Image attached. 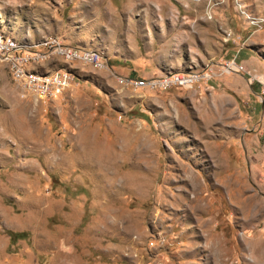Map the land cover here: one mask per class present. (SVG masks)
<instances>
[{
    "label": "rangeland",
    "instance_id": "rangeland-1",
    "mask_svg": "<svg viewBox=\"0 0 264 264\" xmlns=\"http://www.w3.org/2000/svg\"><path fill=\"white\" fill-rule=\"evenodd\" d=\"M215 1L0 0V33L56 36L113 70L71 65L78 80L40 99L0 64V264H264L260 86L117 80L138 76L124 58L148 77L228 56L264 74V0Z\"/></svg>",
    "mask_w": 264,
    "mask_h": 264
},
{
    "label": "built area",
    "instance_id": "built-area-1",
    "mask_svg": "<svg viewBox=\"0 0 264 264\" xmlns=\"http://www.w3.org/2000/svg\"><path fill=\"white\" fill-rule=\"evenodd\" d=\"M215 2L212 4H216ZM251 20L250 23L256 28L261 27L264 22L262 17ZM224 40L236 42L230 32H226ZM54 61H61L70 68L52 67L51 63ZM44 62H49L51 67L40 68V64ZM0 64L8 69L12 81L24 94L40 99L54 98L67 90L73 81L78 80L71 65L113 72L107 58L100 52L77 44H66L56 36L37 42H26L0 33ZM230 74L244 75L250 84L260 86V96H264V74L254 73L236 61L234 56L225 60H210L196 71H173L143 78L118 75L117 80L125 88L163 92L172 88L192 89L201 85L206 86Z\"/></svg>",
    "mask_w": 264,
    "mask_h": 264
},
{
    "label": "crops",
    "instance_id": "crops-1",
    "mask_svg": "<svg viewBox=\"0 0 264 264\" xmlns=\"http://www.w3.org/2000/svg\"><path fill=\"white\" fill-rule=\"evenodd\" d=\"M243 51V50H242ZM241 51V52H242ZM240 52V53H241ZM111 55H114V54H111ZM107 56V55H106ZM105 56V57H106ZM228 58H230V56H228ZM126 60V61H125ZM123 61H125L124 63L126 64V63H128V65H126V69L128 70V73H126L125 75H138V76H136V77H138V78H143V77H148V76H145V75H143V76H140V74L139 73H145V71L144 70H141L137 65H138V62L136 61V60H131L130 58H124L123 59ZM247 61L249 62V64H251V62L253 61V56H251V57H249L248 59H247ZM241 62V61H240ZM241 63H243V62H241ZM234 77V79H236L235 81L236 82H241L242 80V78H243V76L241 75V74H235V76H233ZM205 86V85H204ZM207 86V85H206Z\"/></svg>",
    "mask_w": 264,
    "mask_h": 264
},
{
    "label": "trees",
    "instance_id": "trees-1",
    "mask_svg": "<svg viewBox=\"0 0 264 264\" xmlns=\"http://www.w3.org/2000/svg\"><path fill=\"white\" fill-rule=\"evenodd\" d=\"M9 236L11 237V240H15V239H24L26 238V233H21V232H13V231H8Z\"/></svg>",
    "mask_w": 264,
    "mask_h": 264
}]
</instances>
